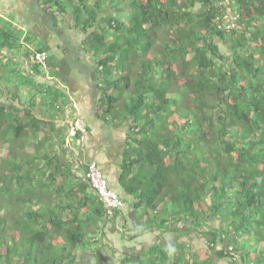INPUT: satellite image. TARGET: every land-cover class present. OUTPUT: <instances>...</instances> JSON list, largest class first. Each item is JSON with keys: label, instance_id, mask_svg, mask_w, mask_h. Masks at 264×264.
Listing matches in <instances>:
<instances>
[{"label": "trees", "instance_id": "obj_1", "mask_svg": "<svg viewBox=\"0 0 264 264\" xmlns=\"http://www.w3.org/2000/svg\"><path fill=\"white\" fill-rule=\"evenodd\" d=\"M47 1L92 29L84 50L98 58L97 115L129 129L120 179L134 207L147 226L157 212L159 227L182 224L207 243L160 244L137 264H264V0ZM227 3L234 26H219ZM7 120L16 138L40 128ZM65 165L46 175L31 156L0 158V264H74L79 251L99 264L104 241L83 234L79 211L89 204L107 222L119 210L105 216L83 177L48 191Z\"/></svg>", "mask_w": 264, "mask_h": 264}, {"label": "crops", "instance_id": "obj_2", "mask_svg": "<svg viewBox=\"0 0 264 264\" xmlns=\"http://www.w3.org/2000/svg\"><path fill=\"white\" fill-rule=\"evenodd\" d=\"M70 9L67 6L62 13L47 0H0V119H5L0 125L1 157L8 152L23 159L31 156L38 167L43 165L46 175L55 170L56 160L66 164L68 173L49 181L48 191L76 186L83 179L85 163H98L109 185L124 201L116 216L107 222L104 216L92 212L89 204L90 210L84 207L79 211V218L84 220L83 234L96 239L101 236L104 241L96 253L99 264H104L111 248L115 249V258L109 260L115 264H123L125 256L129 257L128 264H137L140 259L148 263L147 258L157 256V245L165 247L177 239L186 241L187 248L198 249L197 241L203 239L197 232H185L187 228L182 230V224L179 230L159 227L156 219L160 213L150 212L157 224L147 226V215L133 205L136 195L124 190L120 177L129 129L124 124L114 126L97 115L101 114L97 111L98 58L84 50L92 29L84 32L76 27ZM39 50L47 53L45 66L36 65L34 55ZM13 116L20 119L23 127L37 124L40 128L34 133L26 128L16 138L12 128L6 126L7 119ZM69 118L81 119L86 131L70 128ZM135 170L134 167L126 182H138ZM133 176L136 180H130ZM75 199L79 200V196ZM73 208L56 213L64 215ZM82 254L77 252L74 264H94L88 257L93 254Z\"/></svg>", "mask_w": 264, "mask_h": 264}, {"label": "built area", "instance_id": "obj_3", "mask_svg": "<svg viewBox=\"0 0 264 264\" xmlns=\"http://www.w3.org/2000/svg\"><path fill=\"white\" fill-rule=\"evenodd\" d=\"M222 18L223 22H218L219 26H234L233 19L231 16H229V14L225 12ZM34 59L41 66H45L47 59L46 51L36 52L34 55ZM67 123L70 128L76 129L79 132L84 133L86 131L85 123L79 118H69ZM81 174L82 177L89 184L90 188L96 193V195L100 199L104 207L105 216H114L115 212L122 208V206L124 205V201L120 194L109 185L98 163L95 160H90L86 162ZM228 249L232 251L231 246H229Z\"/></svg>", "mask_w": 264, "mask_h": 264}, {"label": "rangeland", "instance_id": "obj_4", "mask_svg": "<svg viewBox=\"0 0 264 264\" xmlns=\"http://www.w3.org/2000/svg\"><path fill=\"white\" fill-rule=\"evenodd\" d=\"M228 4V3H227ZM234 7L232 6V3L231 4H228V7H227V9H226V13L227 14H229V16H231V14L232 15H234V13H233V11H234ZM71 11H72V7H71V9H70ZM232 17V16H231ZM219 46H220V49L222 50V52L224 53V54H228L229 53V51H228V48H227V46H226V44L225 43H223V42H219ZM31 149V147L29 148V150ZM0 158H2V157H0ZM209 200V199H208ZM197 242H200V243H198L197 244V246L199 247H204L207 243H206V241H201V240H199V241H197ZM93 246V245H92ZM210 246V245H209ZM109 252V251H108ZM112 256L115 258V255L113 254V253H111L110 254V252H109V255L107 256V257H105L104 258V260L102 261L104 264H115V263H117V262H114L113 263V261L112 260H109V259H111L112 258ZM97 257V256H96Z\"/></svg>", "mask_w": 264, "mask_h": 264}, {"label": "clouds", "instance_id": "obj_5", "mask_svg": "<svg viewBox=\"0 0 264 264\" xmlns=\"http://www.w3.org/2000/svg\"><path fill=\"white\" fill-rule=\"evenodd\" d=\"M210 245V244H209ZM211 246V245H210ZM218 247H220V246H218Z\"/></svg>", "mask_w": 264, "mask_h": 264}]
</instances>
